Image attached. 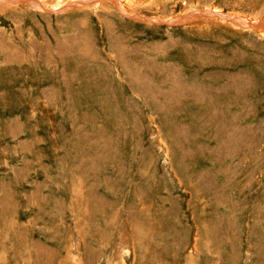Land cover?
Returning a JSON list of instances; mask_svg holds the SVG:
<instances>
[{
  "label": "rangeland",
  "instance_id": "obj_1",
  "mask_svg": "<svg viewBox=\"0 0 264 264\" xmlns=\"http://www.w3.org/2000/svg\"><path fill=\"white\" fill-rule=\"evenodd\" d=\"M0 264H264V0H0Z\"/></svg>",
  "mask_w": 264,
  "mask_h": 264
},
{
  "label": "bare ground",
  "instance_id": "obj_2",
  "mask_svg": "<svg viewBox=\"0 0 264 264\" xmlns=\"http://www.w3.org/2000/svg\"><path fill=\"white\" fill-rule=\"evenodd\" d=\"M219 12V11H218ZM230 16V15H229ZM144 18V17H143Z\"/></svg>",
  "mask_w": 264,
  "mask_h": 264
}]
</instances>
